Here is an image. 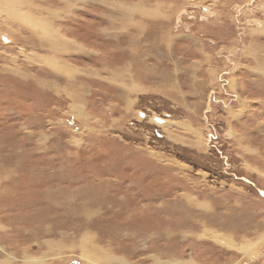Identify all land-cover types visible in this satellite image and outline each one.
I'll use <instances>...</instances> for the list:
<instances>
[{
	"label": "rangeland",
	"instance_id": "obj_1",
	"mask_svg": "<svg viewBox=\"0 0 264 264\" xmlns=\"http://www.w3.org/2000/svg\"><path fill=\"white\" fill-rule=\"evenodd\" d=\"M0 264H264V0H0Z\"/></svg>",
	"mask_w": 264,
	"mask_h": 264
},
{
	"label": "bare ground",
	"instance_id": "obj_2",
	"mask_svg": "<svg viewBox=\"0 0 264 264\" xmlns=\"http://www.w3.org/2000/svg\"><path fill=\"white\" fill-rule=\"evenodd\" d=\"M151 14V13H150ZM53 37V36H52ZM215 241H219V238L218 237H215V236H213L212 237Z\"/></svg>",
	"mask_w": 264,
	"mask_h": 264
}]
</instances>
